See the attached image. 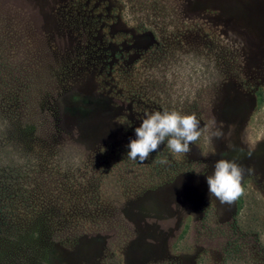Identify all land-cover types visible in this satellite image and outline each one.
<instances>
[{"label":"rangeland","instance_id":"374dc122","mask_svg":"<svg viewBox=\"0 0 264 264\" xmlns=\"http://www.w3.org/2000/svg\"><path fill=\"white\" fill-rule=\"evenodd\" d=\"M171 109L222 135L128 159ZM219 159L242 169L230 205L207 194ZM0 189L70 264H264V0H0Z\"/></svg>","mask_w":264,"mask_h":264},{"label":"clouds","instance_id":"9594fccd","mask_svg":"<svg viewBox=\"0 0 264 264\" xmlns=\"http://www.w3.org/2000/svg\"><path fill=\"white\" fill-rule=\"evenodd\" d=\"M214 124L213 119L209 125L202 126L195 113L185 114L176 109L145 112L126 145L127 158L142 162L161 145H166L172 154H186L198 139L210 140L222 135L219 129H213ZM241 176L242 169L236 162L215 161L212 173L205 176L207 194L221 204L230 205L242 194Z\"/></svg>","mask_w":264,"mask_h":264},{"label":"trees","instance_id":"16d2710c","mask_svg":"<svg viewBox=\"0 0 264 264\" xmlns=\"http://www.w3.org/2000/svg\"><path fill=\"white\" fill-rule=\"evenodd\" d=\"M81 97L80 93L61 96L58 101L61 114L72 108L66 105L72 98L79 105L76 108L85 106ZM27 128L34 130L33 124H27L18 131L20 135L27 132ZM4 210L0 198V264H70L67 258L70 250L66 249L68 238L60 240L57 237L54 221L41 216L24 220L7 215ZM86 242L80 238L72 240V251Z\"/></svg>","mask_w":264,"mask_h":264}]
</instances>
